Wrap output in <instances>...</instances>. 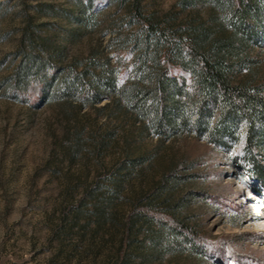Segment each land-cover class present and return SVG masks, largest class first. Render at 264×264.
<instances>
[{
    "label": "rangeland",
    "instance_id": "374dc122",
    "mask_svg": "<svg viewBox=\"0 0 264 264\" xmlns=\"http://www.w3.org/2000/svg\"><path fill=\"white\" fill-rule=\"evenodd\" d=\"M131 5L0 0V264H264V182L248 158L249 123L212 133L221 111L209 108L207 129L197 124L198 84L175 56L169 72L187 123L160 131L153 97L145 115L128 105L123 88L152 73L138 68ZM141 5L171 29L185 61L203 29L230 38L229 78L264 94V0ZM30 55L56 74L50 84L21 73ZM106 62L118 84L100 103L63 84L65 68L100 73ZM260 131L256 123L253 151L264 164Z\"/></svg>",
    "mask_w": 264,
    "mask_h": 264
},
{
    "label": "trees",
    "instance_id": "16d2710c",
    "mask_svg": "<svg viewBox=\"0 0 264 264\" xmlns=\"http://www.w3.org/2000/svg\"><path fill=\"white\" fill-rule=\"evenodd\" d=\"M240 1L243 4L249 2V0ZM130 13L133 22L139 24L141 32V35H133L132 39L135 48L139 50L140 67L138 68L151 70L152 73H148L149 83L141 85L138 80L131 82L129 88H123L122 91L128 105L137 113L145 115L150 109L147 105L148 100L153 97L156 103L151 106L155 124L160 131H164V129L176 130L181 124L187 123L185 111L174 97V92L179 91V83L169 72L171 68L170 56L179 58L181 67L189 69L198 84L201 100L196 114V123L200 125L204 118L205 121L207 120L211 110L209 108H218L221 111V125L215 128L212 133H227L222 125L227 122L235 123L239 120H246L249 123L246 142L251 149V155L248 158L256 167L257 178L264 182V164L256 158L257 155L253 151L256 123L261 126L259 139L264 140V94L259 88L233 83L229 78L226 57L231 39L216 38L211 40V32L203 29L192 41L191 49L187 50L190 58L185 61L184 47H180L179 44L174 45L175 43L170 39L169 31L171 29L167 25L166 27L160 25L152 15L144 14L141 0H132ZM240 21L243 22L242 19ZM28 62L30 65L21 66V73L29 75L35 70L42 75V81L47 84L55 79L56 74L48 73L50 67L46 61L38 59L35 55H30ZM99 66L100 73L91 72L89 67H85L79 72L71 67L65 68L61 72L63 84L67 90L76 93L81 90L85 101L88 100L94 104L100 103L108 96L105 91L116 89L118 83L108 62L99 64ZM90 78L94 84L90 83ZM161 104H163L162 107ZM204 124L206 130L208 126L203 121L202 125Z\"/></svg>",
    "mask_w": 264,
    "mask_h": 264
},
{
    "label": "bare ground",
    "instance_id": "6f19581e",
    "mask_svg": "<svg viewBox=\"0 0 264 264\" xmlns=\"http://www.w3.org/2000/svg\"><path fill=\"white\" fill-rule=\"evenodd\" d=\"M257 211V210H256Z\"/></svg>",
    "mask_w": 264,
    "mask_h": 264
}]
</instances>
